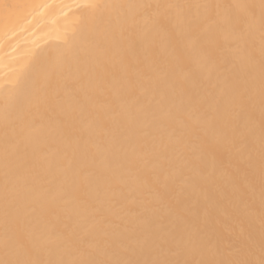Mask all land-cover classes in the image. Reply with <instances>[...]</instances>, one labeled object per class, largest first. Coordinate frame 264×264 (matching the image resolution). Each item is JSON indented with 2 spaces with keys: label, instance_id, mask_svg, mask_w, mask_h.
<instances>
[{
  "label": "bare ground",
  "instance_id": "6f19581e",
  "mask_svg": "<svg viewBox=\"0 0 264 264\" xmlns=\"http://www.w3.org/2000/svg\"><path fill=\"white\" fill-rule=\"evenodd\" d=\"M0 264H264V0H0Z\"/></svg>",
  "mask_w": 264,
  "mask_h": 264
}]
</instances>
